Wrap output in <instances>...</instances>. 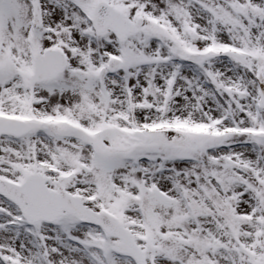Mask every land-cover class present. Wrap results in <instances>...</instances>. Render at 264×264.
Instances as JSON below:
<instances>
[{"label": "snow or ice", "instance_id": "6c2138e0", "mask_svg": "<svg viewBox=\"0 0 264 264\" xmlns=\"http://www.w3.org/2000/svg\"><path fill=\"white\" fill-rule=\"evenodd\" d=\"M0 264H264V0H0Z\"/></svg>", "mask_w": 264, "mask_h": 264}]
</instances>
